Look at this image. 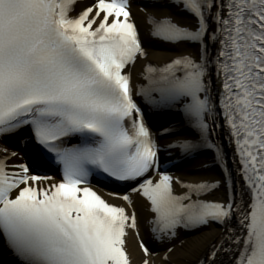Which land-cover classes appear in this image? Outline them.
<instances>
[{
	"label": "snow or ice",
	"instance_id": "6c2138e0",
	"mask_svg": "<svg viewBox=\"0 0 264 264\" xmlns=\"http://www.w3.org/2000/svg\"><path fill=\"white\" fill-rule=\"evenodd\" d=\"M131 7L0 0V264H137L130 241L139 264H176L180 233L213 226L179 243L195 264H264V0H151L143 33ZM149 45L175 55L153 63ZM138 97L179 114L168 143ZM204 151L219 177L169 171ZM94 177L130 187L108 193L126 206Z\"/></svg>",
	"mask_w": 264,
	"mask_h": 264
},
{
	"label": "bare ground",
	"instance_id": "6f19581e",
	"mask_svg": "<svg viewBox=\"0 0 264 264\" xmlns=\"http://www.w3.org/2000/svg\"><path fill=\"white\" fill-rule=\"evenodd\" d=\"M92 2H93V0H81V7L90 5ZM132 3H133V1L131 0V6H132ZM141 9H143V8H139V11H137V8H135L134 6L131 7L134 19L136 20L138 25H140L141 31L143 33L145 31L146 25H145V16H144V14H142L143 12L141 11ZM140 12H142V13H140ZM148 50H149L150 60L156 64H163L164 62L170 60L173 55H175L174 52L170 51L165 46L149 45ZM138 72H139V68L136 70V73H134V78H133L134 84L142 83V81H140L138 79ZM137 99L139 102H142L139 97ZM179 120H180V117H176V119L169 121L164 127H167L168 124L176 123ZM164 127H162V128H164ZM162 128L160 127L159 131ZM170 139H167V140L162 139V141H160V143L162 145L166 144L170 141ZM5 143L7 144V146H9L11 148H15L18 151H22L21 150L22 147H20L16 143L15 139L6 140ZM173 156L180 157V154L178 152H175V153H173ZM210 165H213L212 154L208 155L206 158L197 159V160L193 161L190 166L181 167L179 172H176L174 174L177 176H180L184 179L217 178V173L220 172V169L217 166L215 168H213V166H212L213 169L212 168L207 169ZM46 171L48 172L47 169H46ZM94 188L105 199H108L110 203L118 204L121 206H126L125 202H123L122 200L115 199L113 197H109L108 196V193H110L109 191L97 189L96 187H94ZM119 194L123 195L125 193H119ZM132 197H133V200L136 202V206H137L138 211H143L146 208V202H144L142 200V198H140L135 193H132ZM144 215H147L146 211L144 212ZM219 231H220L219 229L212 227L210 229H204L200 233H196V234L181 232L180 238L176 242L177 253L173 257V259L176 261V264H186V262H188V261H190L191 264H195V260H196L195 255H185L184 252H182L180 250V248L178 246H179V243L181 240L186 242V250L189 248H196L201 243L207 244V243H210L212 240L216 239L219 236ZM141 232H142L144 239L149 242V245L151 247L152 242H151V240H149V236H148L146 230L144 229L143 225L141 227ZM157 248L159 250H162L161 246H159ZM129 249L131 251L133 259L137 261V264H139L140 253H139V250L133 241H130ZM155 259H156V264H162L160 257H156Z\"/></svg>",
	"mask_w": 264,
	"mask_h": 264
}]
</instances>
